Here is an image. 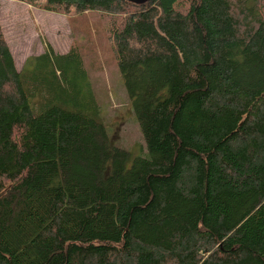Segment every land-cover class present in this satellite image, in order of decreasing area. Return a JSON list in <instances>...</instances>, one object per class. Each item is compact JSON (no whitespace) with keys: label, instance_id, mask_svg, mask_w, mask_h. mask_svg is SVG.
I'll list each match as a JSON object with an SVG mask.
<instances>
[{"label":"trees","instance_id":"obj_1","mask_svg":"<svg viewBox=\"0 0 264 264\" xmlns=\"http://www.w3.org/2000/svg\"><path fill=\"white\" fill-rule=\"evenodd\" d=\"M18 1L105 14L148 151L78 46L18 69L0 24V264H264V0Z\"/></svg>","mask_w":264,"mask_h":264},{"label":"rangeland","instance_id":"obj_2","mask_svg":"<svg viewBox=\"0 0 264 264\" xmlns=\"http://www.w3.org/2000/svg\"><path fill=\"white\" fill-rule=\"evenodd\" d=\"M101 12L65 15L33 8L18 0H0V24L18 69L30 55L57 53L78 46L84 54L110 138L134 158L147 154V144L124 78L116 65L108 19ZM146 151V152H145Z\"/></svg>","mask_w":264,"mask_h":264},{"label":"water","instance_id":"obj_3","mask_svg":"<svg viewBox=\"0 0 264 264\" xmlns=\"http://www.w3.org/2000/svg\"><path fill=\"white\" fill-rule=\"evenodd\" d=\"M126 1V0H125ZM127 1H130V2H133V3H136V4H142V3H145L147 2L148 0H127Z\"/></svg>","mask_w":264,"mask_h":264}]
</instances>
